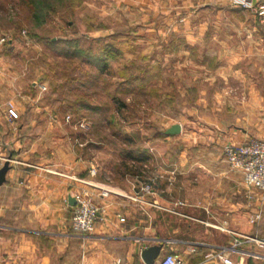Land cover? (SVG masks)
I'll return each instance as SVG.
<instances>
[{"label": "rangeland", "instance_id": "1", "mask_svg": "<svg viewBox=\"0 0 264 264\" xmlns=\"http://www.w3.org/2000/svg\"><path fill=\"white\" fill-rule=\"evenodd\" d=\"M18 2L1 9L0 1V37L6 38L0 54L8 55L16 76L8 77L10 90L19 85L33 104L47 108L36 113L31 138H58L57 144L73 138L74 151L87 154L91 167L109 168L123 150L165 149L162 138L170 140L167 149L181 148V132L165 135L173 123L197 136L218 125L264 124V24L251 9L230 1L64 0L36 22L20 19ZM50 38L75 40L82 57L51 49ZM106 45L117 54L106 69L87 63L86 56H101ZM121 74L146 79L128 89ZM55 88L61 90L57 104H44ZM84 98L96 109H77ZM116 98L125 105L117 106ZM76 252L80 257L79 246Z\"/></svg>", "mask_w": 264, "mask_h": 264}, {"label": "crops", "instance_id": "2", "mask_svg": "<svg viewBox=\"0 0 264 264\" xmlns=\"http://www.w3.org/2000/svg\"><path fill=\"white\" fill-rule=\"evenodd\" d=\"M196 1L209 5L230 0ZM7 61L8 55L0 54V156L9 158L6 181L0 185V264H143L141 249L159 242L160 256L172 252L184 264H203L209 253L221 249L242 264H264V247L242 239H264V203L245 197L242 175L230 169L223 150L252 133L264 136V124L240 129L218 125L202 136L186 134L181 124V148L167 149L170 140L162 138L165 149L147 150L140 160L119 154L109 168L98 164L91 175L93 161L79 154L78 147L74 151L73 138L60 144L58 138H31L36 113L47 108L33 104V96L22 94L19 85L10 90L8 77L16 76ZM9 101L18 119H9ZM75 178L112 193L100 196L98 189ZM81 187H89L104 207L103 219L87 235L70 228L69 196ZM257 210L261 218L252 223ZM236 239L243 241L232 247Z\"/></svg>", "mask_w": 264, "mask_h": 264}, {"label": "built area", "instance_id": "3", "mask_svg": "<svg viewBox=\"0 0 264 264\" xmlns=\"http://www.w3.org/2000/svg\"><path fill=\"white\" fill-rule=\"evenodd\" d=\"M230 2L237 7L251 9L264 24V1L261 0H230ZM5 37H0V44L4 43ZM44 88V86H43ZM7 114L9 119L14 120L18 118V113L9 101ZM65 120L70 122V115H67ZM76 124L83 128L85 120L77 121ZM226 160L231 170L237 171L242 175L243 182L248 191L245 197L249 200H257L260 204L264 203V138H249L239 144H229L224 147ZM8 160L0 156V161ZM89 173L95 175L96 169L90 167ZM82 181L85 185L98 189L100 196H108L112 190L103 187L94 182L86 181L80 178H75ZM89 187H81L73 193L75 205L72 206V215L70 217V227L73 232L80 235H87L94 231L98 220H102V212L104 207L100 206L93 197V192ZM143 190L148 191L149 186L145 184ZM116 193V192H115ZM118 195H123L128 198L137 199L136 197L127 196L126 194L117 192ZM261 218V210H257L250 217V222L255 223ZM119 220L123 221L124 217L119 216ZM243 240L252 241L260 247H264V239L254 235H244ZM243 240L236 239L232 247L238 246ZM215 261L221 264H242L240 259L232 258L225 249L216 250L207 255L206 261ZM119 260L116 261V264ZM145 264V263H143ZM153 264H184L180 256L172 252H167L159 256Z\"/></svg>", "mask_w": 264, "mask_h": 264}, {"label": "trees", "instance_id": "4", "mask_svg": "<svg viewBox=\"0 0 264 264\" xmlns=\"http://www.w3.org/2000/svg\"><path fill=\"white\" fill-rule=\"evenodd\" d=\"M1 1V9L5 8L6 2L9 0H0ZM64 0H19L18 2V8L21 10L22 15L20 16V19L22 21H26L29 18H32V20L36 22H42L46 19L47 16L52 11V6H58L63 3ZM46 44L51 47V49H56L60 53H62L63 56L65 57H82L80 55L81 53L83 54L84 50L81 48H78L76 46L75 40H60L59 42L54 39H49L46 41ZM66 47V50H62V46ZM115 51V49H113ZM110 45L104 46V48L101 51V56H86L85 58L87 59V63L93 62L98 69L103 70L106 69L107 65V60L108 59H113L117 57L116 52L114 53ZM86 61V60H85ZM121 82L122 84L126 85L128 89H132L133 87L136 86H141L142 81L145 80V77H141L138 75H129V74H121ZM61 96V90L58 88H55L51 91V93L46 96L45 98L42 99V102L44 104H50V105H56L57 102L59 101ZM80 104V106H77V109L83 111L87 110L88 108H93L94 110L96 109L95 107H91L90 105H87L84 101ZM88 101V100H87ZM116 104L119 107H123L125 102L120 99L116 98ZM89 103V102H88ZM78 104V103H77ZM30 118V115H28V112L25 113V120H28ZM167 135V134H165ZM125 139V138H124ZM128 140V138H126ZM120 155L124 158H134L136 160L142 159L145 155V151L142 152L140 150H135V148H130L126 149L120 152ZM72 230V229H71Z\"/></svg>", "mask_w": 264, "mask_h": 264}, {"label": "water", "instance_id": "5", "mask_svg": "<svg viewBox=\"0 0 264 264\" xmlns=\"http://www.w3.org/2000/svg\"><path fill=\"white\" fill-rule=\"evenodd\" d=\"M181 132V124L173 123L166 130L165 134L167 135H175ZM9 170V161L5 160L0 165V185L6 181V173ZM69 204L74 206L75 199L73 196H69ZM163 247V242L155 243L149 246H146L140 251V258L145 264H153L154 261L160 256L161 249ZM203 264H216L215 261H206Z\"/></svg>", "mask_w": 264, "mask_h": 264}]
</instances>
